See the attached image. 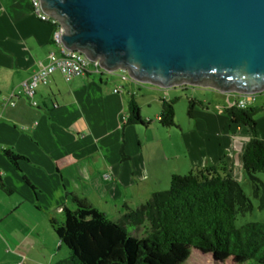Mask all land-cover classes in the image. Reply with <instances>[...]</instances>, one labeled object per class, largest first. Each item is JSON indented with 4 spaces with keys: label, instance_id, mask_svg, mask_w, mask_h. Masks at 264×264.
Instances as JSON below:
<instances>
[{
    "label": "crops",
    "instance_id": "0c3cea01",
    "mask_svg": "<svg viewBox=\"0 0 264 264\" xmlns=\"http://www.w3.org/2000/svg\"><path fill=\"white\" fill-rule=\"evenodd\" d=\"M53 32L50 23L34 15L31 0H0V180L5 185H0V264H56L67 258L69 250L52 220L64 221L65 208L77 207L74 197L116 220L127 206L147 202L167 171L147 157L143 128L130 124L123 133L128 104L133 96L139 101L140 91L129 78L122 84L127 73L91 70L67 81L58 70L33 99L24 95L20 84L41 63H50L52 53L59 54ZM163 99L171 100L164 95L147 103L158 104V118ZM203 118L189 131L182 128L184 147L172 157L183 161L170 177L225 161L240 181L249 128L228 117ZM257 120L264 140V115ZM123 139L127 161L120 153ZM2 149L22 155L20 170Z\"/></svg>",
    "mask_w": 264,
    "mask_h": 264
},
{
    "label": "trees",
    "instance_id": "16d2710c",
    "mask_svg": "<svg viewBox=\"0 0 264 264\" xmlns=\"http://www.w3.org/2000/svg\"><path fill=\"white\" fill-rule=\"evenodd\" d=\"M194 104L191 100L192 117ZM260 110L264 112V106L229 105L225 112L231 123L250 130L243 168L253 196L264 210V181L258 176L264 173V140L256 118ZM175 114V100L163 99L160 123L167 128L176 126ZM150 123L142 117L140 104L133 96L123 133L130 124ZM2 152L20 170L22 155L11 149ZM120 153L123 161L130 159L125 139ZM74 200L77 207L65 208L63 222L52 220L55 232L69 250V256L56 264H185L192 248L212 254L218 261L233 259L236 264H264V223L236 226L238 217L252 212L254 204L225 161L193 167L185 175L174 174L169 190L155 192L137 208L127 206L116 220L85 200L77 197ZM129 226L137 230L146 227V234L140 237Z\"/></svg>",
    "mask_w": 264,
    "mask_h": 264
},
{
    "label": "water",
    "instance_id": "95a60500",
    "mask_svg": "<svg viewBox=\"0 0 264 264\" xmlns=\"http://www.w3.org/2000/svg\"><path fill=\"white\" fill-rule=\"evenodd\" d=\"M65 47L162 88L264 91V0H40Z\"/></svg>",
    "mask_w": 264,
    "mask_h": 264
},
{
    "label": "rangeland",
    "instance_id": "374dc122",
    "mask_svg": "<svg viewBox=\"0 0 264 264\" xmlns=\"http://www.w3.org/2000/svg\"><path fill=\"white\" fill-rule=\"evenodd\" d=\"M116 73L125 74L127 72L118 70ZM127 78H129L130 81L135 82L136 85H139L140 91L138 93L137 98L139 100L138 102L140 104V107L142 108L143 115L150 116V118H152V122L148 126L138 124L139 127L144 129L143 140L146 144L145 153L150 159H158V162L160 161L163 165H165L167 170L165 171V169H163L162 176L158 180L157 191L155 192L169 190L171 184V177L169 175V171L171 169L179 167V164L181 165L183 161L181 160L179 163V160L175 159L176 157H172L173 155L176 156L178 150L184 147V144L182 142L183 139H181L183 130H191V128H193L194 126V123H196V121L200 119L204 121V114L211 116L213 119H215V121L227 118L225 109L233 102V100L231 101V99L229 98V96L233 95V93L229 94L222 91H218L213 88L190 84H185L173 88H162L148 82L142 83L134 81L129 76H127ZM121 82L122 84H126L128 82V79H124L121 77ZM149 88L151 90H149ZM164 95L172 100H175V120L177 125L171 128L164 127L160 123L157 115H155L156 107L158 108V104H156V102H153V105L151 107H149L147 104L148 101H154V98L159 100L160 97ZM256 95L257 99L255 105L261 108L264 106V91L257 93ZM191 100L195 102V117H192L189 114ZM159 108L160 110H162L161 104H159ZM261 115H264V112L262 110L258 112L256 118L258 119ZM177 144L180 145L177 146ZM166 155L170 157L168 161L165 159ZM181 156L182 158H184L183 154ZM184 170L181 175H185L190 172V169L185 168ZM258 176L264 181V173H259ZM240 182L246 193L251 197L252 202L254 204V209L252 212H249L245 215H240L236 221V226L241 227L242 225L250 222L264 223V210H261L259 208V202L253 196L252 186L248 178L245 176V172H243V177L240 179ZM128 228L131 232H135L136 235L140 237L146 234V227H142L139 230L135 229L134 226H129ZM185 264L236 263L233 259H229L227 261H218L212 254H206L197 248H192L191 255Z\"/></svg>",
    "mask_w": 264,
    "mask_h": 264
},
{
    "label": "built area",
    "instance_id": "2783aa9c",
    "mask_svg": "<svg viewBox=\"0 0 264 264\" xmlns=\"http://www.w3.org/2000/svg\"><path fill=\"white\" fill-rule=\"evenodd\" d=\"M31 4L34 15L41 21L50 23L53 26V43L58 46L59 54L56 55L55 53H52L50 63H41L39 70L34 73L31 78L24 80L20 84L25 96L33 99L36 95L37 88L40 85L49 84L53 73L58 70L63 73L67 81L91 70L105 71L99 65V61H91L84 53L67 49L61 40V35L65 33V30L59 19L44 13L41 8L40 0H31ZM127 76L128 74H125L124 78L126 79ZM233 95L235 100L230 105H236L240 108L255 105L257 99L256 94L233 93ZM13 96H15V94ZM32 103L37 105V102L35 101H32ZM11 104L14 105L15 102L12 101ZM17 264L23 263L20 262Z\"/></svg>",
    "mask_w": 264,
    "mask_h": 264
}]
</instances>
